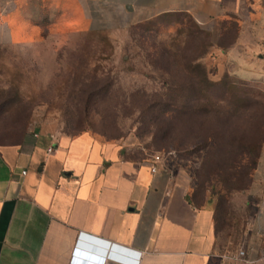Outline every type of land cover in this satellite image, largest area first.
Instances as JSON below:
<instances>
[{
	"label": "rangeland",
	"instance_id": "374dc122",
	"mask_svg": "<svg viewBox=\"0 0 264 264\" xmlns=\"http://www.w3.org/2000/svg\"><path fill=\"white\" fill-rule=\"evenodd\" d=\"M14 7L0 1V13ZM256 19L246 14L245 29L228 19L211 30L168 13L114 34L51 28L20 44L9 43L4 26L0 145L37 132L90 136L136 158L167 155L191 197L216 205L226 187L252 186L264 147V59L255 54L249 64V50L233 43L256 39L252 26L264 37V17ZM196 64L205 70L201 83ZM251 145L259 147L255 166ZM233 193L237 216L246 207ZM239 235H222L219 244L237 251Z\"/></svg>",
	"mask_w": 264,
	"mask_h": 264
},
{
	"label": "crops",
	"instance_id": "0c3cea01",
	"mask_svg": "<svg viewBox=\"0 0 264 264\" xmlns=\"http://www.w3.org/2000/svg\"><path fill=\"white\" fill-rule=\"evenodd\" d=\"M11 1L15 7L0 13V45L8 43L4 26L9 43L20 44L51 28L114 34L168 13L188 14L211 30L225 19L245 29L246 14L256 22L264 17V0ZM260 28L251 27L256 39L233 42L249 50V64L255 54L264 59ZM160 156L156 163L90 136L37 132L0 145V264H79L74 252L89 239L106 244L104 259L126 250L140 254L139 264H264V147L252 186L237 195L249 204L238 238L247 250L243 261L219 244L215 205L197 203L187 177Z\"/></svg>",
	"mask_w": 264,
	"mask_h": 264
},
{
	"label": "trees",
	"instance_id": "16d2710c",
	"mask_svg": "<svg viewBox=\"0 0 264 264\" xmlns=\"http://www.w3.org/2000/svg\"><path fill=\"white\" fill-rule=\"evenodd\" d=\"M228 21H229L228 19H225L223 21V24H226ZM191 72H193V75H199V77H197L196 79L199 83H201V81H204V80H201L202 78H200V76L205 73V70L201 64L194 65L192 67ZM198 109L199 111H202L205 108L201 107ZM247 153L250 155L249 163L252 166H255L259 158V147L251 145L248 148ZM248 169H250V167H248ZM249 188H250L249 183H246V185H243V186L226 187L218 195V200L215 205V216H214L215 231H216L218 239H221L222 235H224L226 238H228V236L232 234L238 236L244 231L246 223H247V219H248V212H249L248 205L249 204H245L246 210L244 212H238L236 210L237 216H235L233 212L234 210L233 208L234 206L233 194L234 193L233 192H236V193L239 192V194H241L242 192L247 191Z\"/></svg>",
	"mask_w": 264,
	"mask_h": 264
},
{
	"label": "built area",
	"instance_id": "2783aa9c",
	"mask_svg": "<svg viewBox=\"0 0 264 264\" xmlns=\"http://www.w3.org/2000/svg\"><path fill=\"white\" fill-rule=\"evenodd\" d=\"M53 150V147L49 148L48 151L51 152ZM154 160L156 163H159L161 161V156L160 155H156L154 157ZM153 172L157 171V167L154 166L152 168ZM26 173V171L24 172ZM263 207H264V201H263ZM111 255L113 256L114 259H116L117 261L123 263V264H139L140 262V254H138L137 252L134 251H126L123 250L122 253H114L112 252ZM82 256L80 254V252H78V250H76L74 252V256H73V262L75 263H79L82 264L84 263L82 258L80 257ZM83 257V256H82ZM247 257V250L245 247H239L238 250L235 252V256L234 259L235 260H245ZM105 258V257H104ZM101 258V257H95L92 258L93 260H90L89 262H86L85 264H108L109 261Z\"/></svg>",
	"mask_w": 264,
	"mask_h": 264
},
{
	"label": "water",
	"instance_id": "95a60500",
	"mask_svg": "<svg viewBox=\"0 0 264 264\" xmlns=\"http://www.w3.org/2000/svg\"><path fill=\"white\" fill-rule=\"evenodd\" d=\"M78 252L86 258L92 259L95 257H103L106 244L103 242L96 241L94 239H89L87 243L82 244Z\"/></svg>",
	"mask_w": 264,
	"mask_h": 264
},
{
	"label": "clouds",
	"instance_id": "9594fccd",
	"mask_svg": "<svg viewBox=\"0 0 264 264\" xmlns=\"http://www.w3.org/2000/svg\"><path fill=\"white\" fill-rule=\"evenodd\" d=\"M106 258H107V257H106ZM106 260L119 262V261H117L116 259H114L112 255H110ZM120 263H121V262H120Z\"/></svg>",
	"mask_w": 264,
	"mask_h": 264
}]
</instances>
